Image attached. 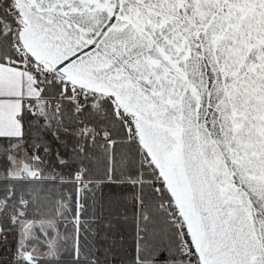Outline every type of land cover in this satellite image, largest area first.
<instances>
[{
	"label": "snow or ice",
	"instance_id": "obj_1",
	"mask_svg": "<svg viewBox=\"0 0 264 264\" xmlns=\"http://www.w3.org/2000/svg\"><path fill=\"white\" fill-rule=\"evenodd\" d=\"M0 264H264V0H0Z\"/></svg>",
	"mask_w": 264,
	"mask_h": 264
}]
</instances>
